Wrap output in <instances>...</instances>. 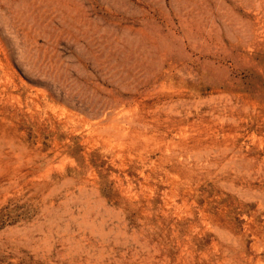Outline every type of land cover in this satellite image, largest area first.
<instances>
[{"label":"rangeland","instance_id":"obj_1","mask_svg":"<svg viewBox=\"0 0 264 264\" xmlns=\"http://www.w3.org/2000/svg\"><path fill=\"white\" fill-rule=\"evenodd\" d=\"M0 264H264V0H0Z\"/></svg>","mask_w":264,"mask_h":264}]
</instances>
